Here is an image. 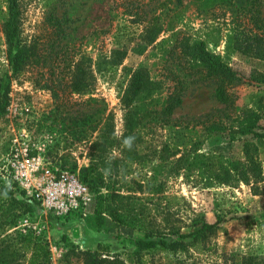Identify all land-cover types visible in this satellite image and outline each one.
Segmentation results:
<instances>
[{
    "label": "rangeland",
    "instance_id": "rangeland-1",
    "mask_svg": "<svg viewBox=\"0 0 264 264\" xmlns=\"http://www.w3.org/2000/svg\"><path fill=\"white\" fill-rule=\"evenodd\" d=\"M163 1L19 0L21 37L34 43L42 58L37 62L35 57L21 74L6 79L4 75L11 72L1 33L5 4L0 0L1 89L7 82L9 85L8 103L0 119V177L6 175L14 149L39 156L42 167L80 178L86 175L84 169L93 168L87 175L92 203L85 216L61 218L33 206V214L20 220V230L26 227L47 240L49 264H82L75 251L84 250L82 243L87 238L93 251L117 256L126 264H264V60L225 51V36L235 30V16H223L216 8V18L210 13L203 17L205 23L194 12L191 0H181L188 9L175 29L209 39L206 51L221 55L231 67L237 109L224 111L214 98L212 83L188 77L183 104L172 118L200 131L196 121L204 120L207 114L215 115L213 121L228 125L227 116L235 119L240 110H252L258 119L256 132L263 134L253 140L263 174L257 183L231 180L206 187L197 176L186 178L183 171L177 173L174 162L184 146L175 133L154 124L152 114L139 121L147 108H159L158 98L165 94H158L156 87L163 72L158 46L170 40L171 32L155 29L145 33L150 27L147 21L154 16L159 18L157 26L166 27L173 6L159 8ZM231 1L237 7L245 5V0ZM260 1L264 17V0ZM239 19L247 26L246 18ZM57 23L65 38L56 31ZM113 49H124L126 54L121 64L110 70L108 59ZM70 60L79 62L86 71L87 87L81 94L62 90L71 72ZM141 65H146L149 81L155 85L130 98V77ZM39 83L58 91L57 102ZM89 97L101 100L105 108L95 130L73 118L79 109L75 104ZM57 103L64 108L55 115ZM201 141L200 154L221 155L232 161L243 158L244 140L240 136L231 140L227 132L216 133L203 135ZM101 196L105 197L102 213ZM202 222L219 225L185 253L162 248L136 251L133 245V240L147 237L174 242Z\"/></svg>",
    "mask_w": 264,
    "mask_h": 264
},
{
    "label": "trees",
    "instance_id": "trees-1",
    "mask_svg": "<svg viewBox=\"0 0 264 264\" xmlns=\"http://www.w3.org/2000/svg\"><path fill=\"white\" fill-rule=\"evenodd\" d=\"M3 2L5 4V16L1 33L8 71L11 72V75L5 74L4 77L9 79L21 74L25 66L35 57H37V62L42 57L34 43H27L21 37L19 0H3ZM190 4L194 7L197 16L202 17L201 19L205 23L207 20L203 17L210 13L213 18H216V8L223 12V16L227 13L232 18L235 16V30L229 31V34L225 36V51L235 50L244 55L264 60V17L260 12V0H245V5L241 7L235 6L231 0H191ZM170 5L173 6L171 9L172 16L166 27L163 28V24L162 27L157 26L159 18L154 16L147 21L150 27L145 32L151 34L155 29L160 33L171 32L170 40H163L158 46L161 54L159 62L162 64L161 70L163 72L156 87L160 90L158 94L163 93V91L165 94L158 98L159 101L161 100L159 108L152 111L147 108L146 111H143L139 121L152 114L154 124L175 133L176 139L184 146L180 157L174 162L175 170L177 173L183 171L186 178L197 176L205 182L206 187L215 183L223 185L231 180L247 185L261 181L263 171L258 158V149L253 140L263 136V134L256 132L258 119L255 112L250 109H242L235 119L227 116L228 125L220 121H213L215 115L207 114L204 120H195L197 124L201 125L202 130L200 131L196 129V126L189 127L188 123L183 125L177 119L172 118L175 111L183 104L185 78L197 77V81L212 83L214 85V98L223 106L224 111L237 109V96L232 92L231 87L235 73L221 55L206 51L209 39L193 37L181 29H175L177 23L183 22L188 5H183L181 0H165L159 3L158 7L167 9ZM239 18H246L247 26L242 25ZM55 28L65 38V31L61 29L58 23ZM125 54L124 49H113L111 57L108 59L110 70L121 64ZM73 60L67 64L71 72L68 82L64 83L66 89L62 90L69 94H81L87 87L86 74H84L86 71L79 62L74 63ZM51 75H54V71H51ZM3 80L0 77V119L8 103L9 93L8 82L1 89ZM149 80L148 68L146 65H141L130 77L128 96L134 98L143 95L149 86L155 85ZM165 83L167 84L166 89H164ZM38 85L40 88L50 90L52 98L57 102L58 91L52 89L50 85H40V83ZM102 104L101 100L93 97L82 100L75 104L79 109L73 118L85 126L89 123L95 130L102 122L101 115L105 110L101 106ZM98 106L100 108L94 110V107ZM88 107L93 109L91 111L84 110ZM62 108L64 105L57 103L53 114L57 115ZM225 132L228 133L231 140L237 136L243 138L242 159L232 161L223 159L221 155L199 153L198 145L202 142L201 137L203 135L209 137L216 133ZM246 137L250 138L247 139ZM177 151L178 149L175 152ZM92 170V166L84 169L86 175L83 178L79 177L89 189L91 187L87 175ZM138 187L139 191H143V186L140 183H138ZM104 200V196L99 199L100 213L103 212L101 208ZM33 206L38 205L23 189L0 178V264H49L51 251L47 240L34 230L26 229V227L22 230L19 228L20 220L24 216L33 214ZM218 225L219 222L212 224L202 222L192 232L178 235V239L174 242L168 243L165 239L156 240L147 237L133 240V245L136 251L162 248L169 249L173 253L178 251L185 253L189 251L190 247L197 246L207 234L213 233ZM75 254L82 261V264H126L117 256H103V254L90 249L76 250Z\"/></svg>",
    "mask_w": 264,
    "mask_h": 264
},
{
    "label": "built area",
    "instance_id": "built-area-1",
    "mask_svg": "<svg viewBox=\"0 0 264 264\" xmlns=\"http://www.w3.org/2000/svg\"><path fill=\"white\" fill-rule=\"evenodd\" d=\"M26 152L14 149L6 175L0 178L16 184L39 207L56 217L85 216L92 203L89 187L73 173L42 167L39 156H30Z\"/></svg>",
    "mask_w": 264,
    "mask_h": 264
},
{
    "label": "crops",
    "instance_id": "crops-1",
    "mask_svg": "<svg viewBox=\"0 0 264 264\" xmlns=\"http://www.w3.org/2000/svg\"><path fill=\"white\" fill-rule=\"evenodd\" d=\"M82 248L83 249H90V250H92V247H90V245H89L88 238L84 241V243H82Z\"/></svg>",
    "mask_w": 264,
    "mask_h": 264
}]
</instances>
